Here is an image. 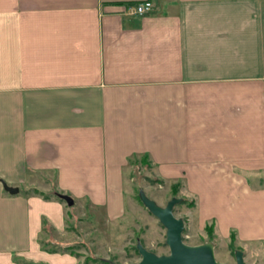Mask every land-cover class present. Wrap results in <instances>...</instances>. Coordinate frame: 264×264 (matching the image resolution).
<instances>
[{
	"label": "crops",
	"instance_id": "0c3cea01",
	"mask_svg": "<svg viewBox=\"0 0 264 264\" xmlns=\"http://www.w3.org/2000/svg\"><path fill=\"white\" fill-rule=\"evenodd\" d=\"M142 1L0 0V264H76L41 243L64 242L77 206L125 217L130 158L178 184L215 232L255 196L264 0H150L132 14Z\"/></svg>",
	"mask_w": 264,
	"mask_h": 264
},
{
	"label": "rangeland",
	"instance_id": "374dc122",
	"mask_svg": "<svg viewBox=\"0 0 264 264\" xmlns=\"http://www.w3.org/2000/svg\"><path fill=\"white\" fill-rule=\"evenodd\" d=\"M130 159L129 177L125 181L129 191L126 194L125 217L116 222H109L103 220L97 212L91 213L89 208L82 214V208L77 206L70 214L71 217L69 216L71 220L67 222L66 229L69 232L60 237L64 242L61 245L47 242L49 248L67 250L69 247L72 254L77 257L76 264L135 263L140 259L136 248L137 242L156 254L168 253L164 238L165 227L139 199L138 191L143 189L147 196L160 205H164L172 195L182 198L181 202L174 205L173 211L175 216L183 218L182 237L186 243L211 241L217 261L235 263L234 251L239 248L243 251V258L248 264H264V196L260 195L261 190H264V169L257 174L254 172L250 177L255 196L249 198L245 204L232 201L240 212L245 213L243 215L225 213L223 218L215 220L220 224L215 232L214 221L208 220L203 225L195 216L187 213L194 206L188 205L193 200L184 195L180 196L178 194L180 187L176 194H172L175 188L172 184L175 183L165 182L163 177L149 170L148 163L141 161V158L137 157L131 161ZM54 190L43 191L51 194ZM237 231L242 234L247 232L258 238L248 240L247 243L237 241L236 238L231 240L229 232ZM45 236L47 235L41 233L42 240L46 238ZM51 237L55 241L58 235L51 232Z\"/></svg>",
	"mask_w": 264,
	"mask_h": 264
},
{
	"label": "water",
	"instance_id": "95a60500",
	"mask_svg": "<svg viewBox=\"0 0 264 264\" xmlns=\"http://www.w3.org/2000/svg\"><path fill=\"white\" fill-rule=\"evenodd\" d=\"M3 186L11 193L18 191L16 186H9L6 183H3ZM59 196L68 205L73 204V199L69 195L59 193ZM138 196L147 210L157 217L165 227L164 238L169 252L156 254L137 242L136 248L140 259L132 264H248L243 258V251L239 248L234 251L235 263H229L216 260L214 245L211 241L196 244L186 243L182 237L183 218L175 216L173 211L174 205L181 202L182 198L172 195L164 205H160L156 200L147 196L143 189L138 191Z\"/></svg>",
	"mask_w": 264,
	"mask_h": 264
},
{
	"label": "trees",
	"instance_id": "16d2710c",
	"mask_svg": "<svg viewBox=\"0 0 264 264\" xmlns=\"http://www.w3.org/2000/svg\"><path fill=\"white\" fill-rule=\"evenodd\" d=\"M133 160H134V158H133ZM130 161H131V159H130ZM141 161H146L147 163H149L147 160H144V158H142L141 157ZM172 186L173 187H175L174 188V190H172V194H176L177 193V190H178V187H179V185L178 184H172ZM33 191H35L36 193H40V194H42L43 195V197H45V198H47V197H49V195H51L50 193H47V192H45V191H43V190H41V189H37V188H34L33 189ZM53 195H55L57 198H59V199H62L60 196H59V193H57V191L56 190H54L53 192ZM188 205H194V201H191V202H189L188 203ZM43 224H46V220H44L43 221ZM230 235H231V240L232 239H234L235 238V235H234V233L233 232H230ZM47 242H45V243H41V246L44 248V249H46V250H58L59 248H49V247H47ZM68 249V251L69 252H71L72 253V251L71 250H69V247H67ZM61 250H63V249H61ZM74 254V253H73ZM15 260H16V262L18 263V264H45V263H43V262H34V261H28V260H25V259H18V258H16L15 257Z\"/></svg>",
	"mask_w": 264,
	"mask_h": 264
},
{
	"label": "built area",
	"instance_id": "2783aa9c",
	"mask_svg": "<svg viewBox=\"0 0 264 264\" xmlns=\"http://www.w3.org/2000/svg\"><path fill=\"white\" fill-rule=\"evenodd\" d=\"M152 6L153 5L151 4L150 0H145V1H142L140 3L135 4L134 7H132L130 10H131L132 14H134V13L144 14L148 10H150L152 8Z\"/></svg>",
	"mask_w": 264,
	"mask_h": 264
}]
</instances>
